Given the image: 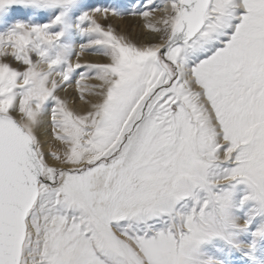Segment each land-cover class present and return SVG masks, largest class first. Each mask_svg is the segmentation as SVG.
Returning a JSON list of instances; mask_svg holds the SVG:
<instances>
[{
  "label": "snow or ice",
  "instance_id": "snow-or-ice-1",
  "mask_svg": "<svg viewBox=\"0 0 264 264\" xmlns=\"http://www.w3.org/2000/svg\"><path fill=\"white\" fill-rule=\"evenodd\" d=\"M0 264H264V0H0Z\"/></svg>",
  "mask_w": 264,
  "mask_h": 264
},
{
  "label": "bare ground",
  "instance_id": "bare-ground-1",
  "mask_svg": "<svg viewBox=\"0 0 264 264\" xmlns=\"http://www.w3.org/2000/svg\"><path fill=\"white\" fill-rule=\"evenodd\" d=\"M126 25H131V27L134 26L133 30H136L134 34H138V28L141 25V22L139 20H132L131 18L125 19ZM127 29L126 27H123L121 30ZM141 30V29H140Z\"/></svg>",
  "mask_w": 264,
  "mask_h": 264
},
{
  "label": "rangeland",
  "instance_id": "rangeland-1",
  "mask_svg": "<svg viewBox=\"0 0 264 264\" xmlns=\"http://www.w3.org/2000/svg\"><path fill=\"white\" fill-rule=\"evenodd\" d=\"M112 23H113L114 25H117L120 29H122L123 27L128 28V26H129V25H126V21H125V20H119V19H117V20H113ZM131 28L133 29L134 26L131 27ZM140 29H141V27L139 26V28H138V33L141 32ZM135 31H136V30H133L134 33H135Z\"/></svg>",
  "mask_w": 264,
  "mask_h": 264
}]
</instances>
